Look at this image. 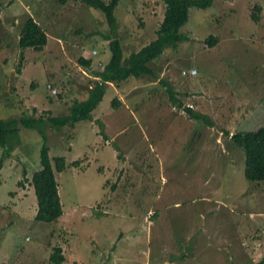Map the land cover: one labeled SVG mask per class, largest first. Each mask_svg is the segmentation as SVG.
<instances>
[{
  "label": "rangeland",
  "instance_id": "1",
  "mask_svg": "<svg viewBox=\"0 0 264 264\" xmlns=\"http://www.w3.org/2000/svg\"><path fill=\"white\" fill-rule=\"evenodd\" d=\"M114 12L127 56L156 38L165 3L119 0ZM253 12L259 16L257 22L251 18ZM28 16L46 31L47 43L41 50L25 49L20 60L16 44ZM181 32L189 40L167 48L152 63L158 80L129 78L119 86L109 84L93 121L59 130L45 126L50 161L55 156L66 160L65 170L55 174L62 204L56 221H34L30 180L43 140L36 130L19 126L21 142L0 170V263L48 264L56 245L64 264H103L110 258L104 255L108 252L110 263L132 264L136 248L143 251L141 264H172L171 254L158 248L157 237L167 232L171 250L179 251L182 238L173 242L167 230L189 223L184 221L189 211L202 206L192 201L199 193L195 178L208 180V186L215 183L216 220L232 214L233 223L244 219L233 209L236 197L248 208L245 212L256 213L250 231L258 237L264 222V186L244 178V151L230 135L264 126V0H216L206 9L190 7ZM100 33H108L103 13L82 0H0V119L65 115L73 100L86 99L94 83L92 73L110 56L108 41ZM209 35L218 37L213 47L204 41ZM94 50L93 66L78 62L84 52L90 56ZM192 68L201 80L195 91L190 85L197 76L183 75ZM160 81L169 83L182 104H192L214 125L181 115L170 105ZM48 85L57 91L55 96ZM1 152L0 147V156ZM139 201L142 205L136 209ZM121 206V217L112 223L108 211ZM151 208L158 212L152 218ZM106 223L114 236L110 243L102 237ZM116 233L128 241L116 247ZM213 238V247L218 241L223 247L233 243V231ZM259 247L257 262L238 258L233 264H264V241ZM117 249L121 261L115 258ZM189 249L185 243L184 250Z\"/></svg>",
  "mask_w": 264,
  "mask_h": 264
},
{
  "label": "trees",
  "instance_id": "2",
  "mask_svg": "<svg viewBox=\"0 0 264 264\" xmlns=\"http://www.w3.org/2000/svg\"><path fill=\"white\" fill-rule=\"evenodd\" d=\"M64 1V0H62ZM87 6L100 10L105 18L108 26V33L103 34L102 38L108 41V49L110 56L101 68L95 70L92 76L95 78L93 86L89 90L88 97L84 100H73L68 106V112L65 115H20L19 117H9L0 119V147L2 149L0 156V170L4 159L9 158L12 152L19 146L21 138L19 135V126L34 129L41 135L43 143L38 150V167L34 171L30 183L34 189V197L36 211L34 212V221L37 222H53L56 221L62 214V204L58 193V184L55 178L56 173H61L66 168V160L63 156H55L52 162L49 158V147L46 144L47 137L45 126L48 125L52 129L59 130L62 127H73L75 123L80 121L94 120V111L99 107L105 95L109 84L119 86L129 78L142 79L151 77L158 80V76L152 63L160 57L167 48L176 49V47L188 41V35L181 32V28L187 23L189 18V8L197 7L206 9L216 0H163L165 3L164 18L161 20L157 29V36L150 43L143 46L138 51H132L127 56H124L121 40L117 35L118 18L115 16V8L119 0H82ZM254 9L260 11V6L255 5ZM253 21L259 20L256 12L251 13ZM209 47H213L218 42V37L209 35L205 40ZM2 42L0 41V44ZM47 43L46 31L38 24L32 16L20 26L17 46L20 51V60L24 57V50L32 48L41 50ZM8 46V45H6ZM10 46V45H9ZM8 46V47H9ZM85 57V56H84ZM78 58V62L87 68L93 66L91 58ZM93 57V56H92ZM22 62L19 61L17 71L20 72ZM196 77V76H192ZM196 77L195 81L200 83L201 80ZM161 82V81H160ZM166 88V95L172 107H181L182 99L169 83L161 82ZM49 93L53 96L57 91L50 85ZM54 90V93H52ZM185 97V95H184ZM6 107V106H5ZM114 107V106H113ZM13 109L14 107H7ZM189 118L199 119L209 126H213V122L205 115L196 113L190 109L187 110ZM103 124H100L102 128ZM225 134H228L225 130ZM231 142L244 151V167L243 175L248 181L261 182L264 181V126L253 131H236L230 135ZM227 143H225L226 145ZM113 186V185H112ZM111 224L109 225V232ZM108 243L114 239L110 233L104 235ZM121 234H115L116 239ZM99 252L103 248L98 245ZM108 258L103 264L110 262L112 254L104 253ZM65 257L62 254L60 246H53L52 251L48 256V264H64ZM100 264L97 260L93 264ZM264 262L261 260V263ZM6 264V263H0ZM74 264H78L75 262Z\"/></svg>",
  "mask_w": 264,
  "mask_h": 264
},
{
  "label": "crops",
  "instance_id": "3",
  "mask_svg": "<svg viewBox=\"0 0 264 264\" xmlns=\"http://www.w3.org/2000/svg\"><path fill=\"white\" fill-rule=\"evenodd\" d=\"M92 79L95 80L94 77H92ZM190 88L194 91L197 90V82L192 83ZM203 177L204 176L201 178ZM194 180L199 182V193L197 197H192V201H195V203L200 202L202 206L200 208L196 207L194 210L189 211L187 220H184L189 221V223L182 221L183 223L179 222L180 224L177 223L178 225H174L175 227L170 226L167 230L168 232H172V238L174 239L173 242H177L176 239L182 238L183 242L181 244L187 243L191 246L189 254L179 257L180 249L178 252L171 250L169 245V235L167 232L165 236L160 233L157 237L156 244L158 245V248L164 250L166 249L171 254L169 263L182 264L186 260H192L195 261L196 264H233L234 261H239L238 258H241L244 260V262H257L258 260L256 257L260 249L259 246L260 243L264 241V222L256 233L258 237L254 236V233L250 231V227L252 221L254 220L253 217L256 216V213H253L252 211L245 212V210L248 208L241 206L238 199H236L234 196L233 209L240 210V215L244 217V219L242 218L233 223L232 214L225 217L223 220H216L213 206L216 200V194H213L215 183L211 186H208V180H199L196 178ZM258 184H262L264 186V181L256 182V185ZM109 186L112 188V185ZM114 192L115 191L112 193ZM262 193H264V190ZM158 197H160V194L156 195V202L158 201ZM121 213V211H118L115 207H112L107 213V219H112L111 221L113 223V221H115L118 216L121 217ZM193 213L195 214L193 215ZM249 214L251 219L248 217ZM235 224L237 227L234 226ZM106 225L107 227L105 228L102 237L105 234L110 233L109 225L107 223ZM230 231H233V243H227L225 246L219 247L220 242L218 241L219 244L213 247V237L218 239ZM115 241V246L118 247V243L120 241L127 242L128 238L122 235ZM117 253L118 249L115 252V258L118 261H121L120 256H118ZM223 254L227 255L226 258L223 257ZM114 261L115 260L112 261V264ZM143 262V253L136 254L135 259L132 260V264H141ZM108 264H110V262Z\"/></svg>",
  "mask_w": 264,
  "mask_h": 264
},
{
  "label": "clouds",
  "instance_id": "4",
  "mask_svg": "<svg viewBox=\"0 0 264 264\" xmlns=\"http://www.w3.org/2000/svg\"><path fill=\"white\" fill-rule=\"evenodd\" d=\"M95 51H96V50H95ZM92 52H93V51H92ZM86 53H87V52H84V56H85L86 58H91L93 55H95V54L91 53L90 56H87ZM96 54H97V51H96ZM192 69H194V68H192ZM190 70H191V69H190ZM195 71H196V70H195ZM187 72H188V71H186V70L183 71V75H187ZM189 76H190V75H189ZM194 76H197V72L195 73ZM191 77H192V76H191ZM48 86H50V85H48ZM48 86H47V87H48ZM192 97H194V96H192ZM189 106H192V107H189ZM173 108L178 109V112H179L181 115H188V116H189V114H188V112H187L188 109L194 111V107H193L192 104H185V103H184V104H182V106L179 107V108H177V107H173ZM182 110H184L185 113H184V112L182 113ZM194 112H196V111H194ZM196 113H199V112H196ZM200 114H201V113H200ZM100 135H103V134H100ZM107 183H108V182H107ZM106 189H108V187H106ZM141 205H142V202L139 201V205L136 204V205H135V208L138 209V207L141 206ZM117 210L122 212V206L119 207V208H117ZM132 212H136V211H132ZM132 212H130V213H132ZM121 214H122V213H121ZM157 214H158V212H157L155 209H153V208L149 209V211H148V216H150L151 218L157 216ZM179 249H180L179 257H180V256L183 257V255H188V254H189V251H190V249H191V246H190V249H189V250H184V244L179 243ZM140 253H143L142 249L139 250L138 248H136V254H140ZM110 264H112V263H110Z\"/></svg>",
  "mask_w": 264,
  "mask_h": 264
},
{
  "label": "built area",
  "instance_id": "5",
  "mask_svg": "<svg viewBox=\"0 0 264 264\" xmlns=\"http://www.w3.org/2000/svg\"><path fill=\"white\" fill-rule=\"evenodd\" d=\"M92 53H93V54H96V51L94 50ZM195 73H196L195 69H191V70H189V71L187 72V75L194 76ZM47 88H48V90H50L51 87L48 86ZM52 93H54V90H52ZM189 107H192V106H189ZM183 112L185 113L184 110H182V113H183Z\"/></svg>",
  "mask_w": 264,
  "mask_h": 264
}]
</instances>
